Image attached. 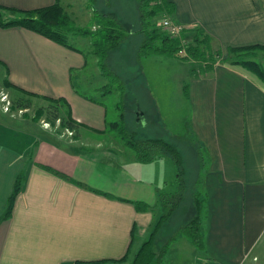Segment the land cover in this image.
Here are the masks:
<instances>
[{"label": "crops", "instance_id": "1", "mask_svg": "<svg viewBox=\"0 0 264 264\" xmlns=\"http://www.w3.org/2000/svg\"><path fill=\"white\" fill-rule=\"evenodd\" d=\"M57 1L64 7L71 2L0 0V4L30 9ZM137 1L133 15L123 10L126 20L134 21L137 13L141 20ZM168 1L172 10L167 15L200 26L212 37L213 47L221 49L222 57H227L229 47L264 48V0ZM115 2L108 0L109 5ZM96 4L103 12L102 0ZM91 16L95 14L81 10L82 18ZM141 23L131 28L138 29ZM131 38L137 49L130 51L129 62L142 65L140 71L134 68L141 75L134 89L139 86L142 93L168 97L171 90L165 89V73L148 72L143 65L148 60L158 64L164 57H180L140 56L143 34L136 30L127 40ZM196 61L174 84L176 106L183 104L186 114L178 110L176 119L165 118V125L175 129L183 118L181 133L189 132L199 144L195 180L207 196V248L206 252L198 249L185 235L171 244L179 242L192 251L196 264H264V80L225 59H215L207 70L206 61ZM1 69L4 82L11 84L7 86L10 96L15 91L13 97L30 96L32 105L35 99L44 104L48 98H63V113H70L78 126L69 136L40 120L22 117L17 123L25 131H11L1 124L8 121L0 118V264H130L141 244L136 235L160 213L154 207L161 209L158 190L165 180L157 164L167 157L138 161L134 150L111 130L109 124L121 119L122 103H106L114 89H104L108 82L99 85L91 79L95 73L107 76L96 54L90 60L79 47L21 25L0 24ZM133 77L127 71L125 92ZM123 112L124 119L130 116ZM21 172L25 178L12 213L4 217ZM139 201L150 208L138 209Z\"/></svg>", "mask_w": 264, "mask_h": 264}, {"label": "trees", "instance_id": "2", "mask_svg": "<svg viewBox=\"0 0 264 264\" xmlns=\"http://www.w3.org/2000/svg\"><path fill=\"white\" fill-rule=\"evenodd\" d=\"M92 6L95 7L94 14L98 18L97 28L90 29L79 26L74 17L57 1L49 5L23 9L13 6L0 4V24L2 26L21 25L37 31L47 37H50L60 43L70 45L67 42L68 34H88L91 37L93 52L98 56L99 65L104 72L109 73L104 59L107 54L120 46L124 39L127 40L129 34L134 31H139L143 34V39L139 44L138 53L140 56L150 54H166L175 56L177 51L185 46L186 54L181 56L182 59L204 60L205 68L210 66L215 59H225L230 62L241 64L244 67L252 70L260 78L264 80V68L255 59H251L250 49L254 47L262 48L263 45H243L228 48V56L222 57L221 49L214 48L212 37L207 34L200 26L194 25L187 28L180 37H171L161 27L160 17L169 14L172 10V3L168 0H139V13L141 18V26L136 29H125L119 21L117 14L114 11L101 12L96 8L97 0H89ZM3 9L23 13L18 17H9L2 19L1 12ZM182 39L188 42L186 45L182 43ZM238 51L236 56H232L233 52ZM203 69V68H202ZM11 86L9 83H5ZM48 103L41 106L42 110L47 113L50 122H55L60 119V123L70 129H76L77 123L70 117V113H63L62 106L66 104L63 98H48ZM11 104L19 108L26 109L32 105L30 96H17L11 99ZM11 105V108H12ZM41 110V109H39ZM38 110V111H39ZM120 121L109 124L111 129L116 128L119 136L122 137L125 144L131 147L138 161L147 162L154 160L160 156H172L177 166V188L174 191L159 190V203L161 206L160 213L156 217L155 223L152 226L147 238H145L138 249L135 251L130 264H162L163 256L167 252L170 243L179 235H185L190 241L200 250L205 248L204 239V218L207 213V196L206 193L200 190H194V213L186 220L179 222L175 230L162 244L161 248H156L155 240L159 231L165 225L166 221L173 215L176 208L181 203L186 184L184 183L185 168L183 164V156L178 147L168 139L163 137H146L138 139L134 131H130L122 124L124 121V112L120 114ZM25 172H21L15 181L14 189L8 199V205L4 217H9L12 213L15 197L21 189ZM82 184V183H81ZM83 185V184H82ZM136 206L140 210H146L151 205L139 201ZM79 264V262H76Z\"/></svg>", "mask_w": 264, "mask_h": 264}, {"label": "rangeland", "instance_id": "3", "mask_svg": "<svg viewBox=\"0 0 264 264\" xmlns=\"http://www.w3.org/2000/svg\"><path fill=\"white\" fill-rule=\"evenodd\" d=\"M123 2V3H122ZM60 3V2H59ZM117 3V4H116ZM61 4V3H60ZM116 5L112 4L109 5L108 0H102V10L103 12L108 11H114L117 13L119 21L122 22L124 25L123 27L127 29H132L131 27L135 28L137 24L141 22L139 21L137 15L136 19L134 21L126 20L123 17V10L125 9V12L129 14L130 16L133 15V11L135 8V5L138 4L137 0H116ZM62 5V4H61ZM64 7V5H62ZM64 9L70 13L72 17L76 20V23L79 26H83L85 28H92V24H97L98 18L96 16L94 17H81V10L85 12V15L87 13H94L95 7L91 5L89 0H71L70 5L65 4ZM100 11V10H98ZM102 12V11H101ZM24 15L23 13L15 12V11H9L6 9H3L1 12V18H9V17H18ZM161 17L158 19L160 20ZM96 26V25H95ZM90 35H93L92 33L88 34H68L67 36V42L71 45H74L76 47H79L82 49L88 56L90 60L95 59V54L90 49L89 44L91 40ZM89 41V42H88ZM131 41H134V39L126 40L124 39L120 46L116 49H113L110 51L108 56L105 57L104 62L106 66L108 67L109 73L107 76H103V74L95 73L94 75L91 74V79L98 83L99 85H102L103 83H109V86L105 85L106 88L109 89V87L113 88V93L106 97L104 101L106 103H109L111 106H115L116 102L122 103V111L128 112L130 116H127L126 119L122 122L123 125L126 126V128L130 131L135 132V136L138 139L146 138V137H163L165 139L170 140L173 142L178 149L180 150L182 156H183V164L185 168V174H184V183L186 184V189L184 192L183 199L179 206L174 211L173 215L165 222L166 224L163 225L162 229L159 231L157 235V239L155 240L156 248H161L162 244L168 239V237L172 234V232L175 230V227L179 222H186L188 218L194 213V190H199L200 187L197 184V181L195 180V176L199 175V162L197 153L199 148L198 142L195 140L194 136L191 135L189 132H183L181 133L184 128L182 121H184L183 118H180L179 120V126L175 129H170L165 125V118H168V121L171 122L172 119L177 118V111L181 110L182 114H186V109L183 107V104L180 106H176L175 103V96L174 93V84L175 81L178 80V77L182 76V74L187 72L188 70L191 71V68L198 64L199 62L194 59H181V58H166L164 57L163 62H160L158 64L151 63V60L144 62L145 70L148 72L155 71V73H158L159 71H163L165 73L164 78L162 80L165 82V89L171 90L169 96L160 95L157 96L156 93H154V96L151 94H145L141 92V89L139 86H137V89L135 90V85H138L141 81V75L140 72H136L134 68H139L138 71L142 68L141 64L139 62L137 63H130L129 57L132 55L130 54L132 50L137 49V44H130ZM93 46V45H92ZM251 54L254 55L251 56V59L257 60L264 68L263 60H264V48L254 47L250 49ZM229 54V53H228ZM227 54V56H228ZM238 54V51L233 52L232 56H236ZM178 59V60H177ZM186 63L185 66L183 64H178L179 62ZM92 65V64H91ZM157 69V70H156ZM127 71L134 74V77L129 80V85L126 87L125 92V75ZM175 72V73H174ZM156 75V74H155ZM106 77V78H105ZM7 85L4 82V76H3V70H0V118H3L4 121H8V123H1L3 126H9V129L11 131L17 130L18 128H21V131H25V128L22 124L17 123V119L22 117H32L37 120H40L41 124L43 125L45 122L50 123L51 129H54L55 131L59 133H64L66 135H73L68 133L66 131V127H64L60 123V119H57L55 122H50V120L47 117V113H45L41 106L47 105L48 102H44V104L40 103L42 100H36L34 101V105H32L30 108L21 109L16 106L12 105V108L10 110L6 111L3 108V102L1 100V94L7 93L10 97V100L13 98V95L18 94L17 91L11 92V96L7 92ZM14 93V94H13ZM101 91H99L97 94L100 95ZM171 100V101H170ZM42 104V105H41ZM41 109V110H39ZM39 110V111H38ZM63 110H66L63 108ZM130 110L133 111V113L130 112ZM118 113V111H117ZM2 114V116H1ZM182 115V116H183ZM119 120V119H118ZM13 122V123H11ZM181 122V125H180ZM174 125H177V122L175 120ZM15 128V129H14ZM115 132L116 135H119L120 133L116 128L111 129ZM119 133V134H118ZM20 134V133H18ZM202 146V145H201ZM197 150V151H196ZM167 158L163 159V163H158L160 169H163L164 171V180L165 182H160L162 190L166 191H174L177 188V166L172 156H164ZM162 159V158H161ZM167 159V162L166 160ZM201 163L204 164V158L200 155ZM201 165V164H200ZM201 165V166H202ZM161 177V175L159 174ZM194 177V180H193ZM159 191V190H158ZM201 191V190H200ZM202 192V191H201ZM155 213L158 214L160 212V208L158 206L154 207ZM207 213L204 218V239H205V248L203 251L206 252V232H207ZM155 221L151 224V226L145 230H139L138 234L136 235V240L138 242H142L145 238H147L152 226L154 225ZM180 236V235H179ZM181 239V237L179 238ZM180 241V240H179ZM172 243V242H171ZM168 248V251L165 253L163 257L162 264H196L194 253L192 251H188L183 246L180 245L179 242H175V244H171ZM192 245V244H191ZM136 246V244H134ZM194 246H191V249H193ZM256 252V251H255ZM165 260V261H164ZM258 262L261 261L260 257L257 260ZM262 261H264L262 257Z\"/></svg>", "mask_w": 264, "mask_h": 264}, {"label": "built area", "instance_id": "4", "mask_svg": "<svg viewBox=\"0 0 264 264\" xmlns=\"http://www.w3.org/2000/svg\"><path fill=\"white\" fill-rule=\"evenodd\" d=\"M160 25L161 27L166 31V33L171 36V37H180L181 34L190 27V25H187L185 23L182 22H178L175 21L173 19H171L170 16L168 15H164L161 20H160ZM188 41L186 39H182V43L184 45H186ZM186 54V49L185 46H182L178 51H177V56L181 57V56H185ZM1 100L3 102V108L4 110L8 111L11 108V100L10 97L8 96L7 93H2L1 94ZM21 111L23 110L22 108H20ZM43 125L45 126H50V123L45 122ZM66 131L70 134L73 133V130L70 128H66Z\"/></svg>", "mask_w": 264, "mask_h": 264}]
</instances>
